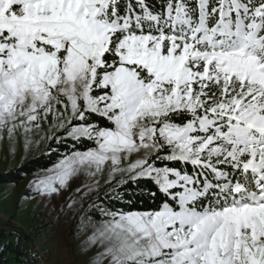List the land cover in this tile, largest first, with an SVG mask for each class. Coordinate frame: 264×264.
Segmentation results:
<instances>
[{"label": "snow or ice", "instance_id": "obj_1", "mask_svg": "<svg viewBox=\"0 0 264 264\" xmlns=\"http://www.w3.org/2000/svg\"><path fill=\"white\" fill-rule=\"evenodd\" d=\"M5 138L65 264H264V0H0Z\"/></svg>", "mask_w": 264, "mask_h": 264}, {"label": "rangeland", "instance_id": "obj_2", "mask_svg": "<svg viewBox=\"0 0 264 264\" xmlns=\"http://www.w3.org/2000/svg\"><path fill=\"white\" fill-rule=\"evenodd\" d=\"M47 131V127H45L44 132H36L33 137L44 136ZM48 145V140H40L38 145L33 144L30 151L21 150L13 156L10 153V145L7 139L0 141V175H5L11 169L17 168L39 156L46 150ZM27 183L28 179L18 183L0 185V228L7 230L9 228H20L27 237L24 244L28 246L29 250H34L35 255H32L38 264H52V262L57 261L59 264H65L77 254L79 241H73L70 234V226H74L75 220L68 221L67 224L65 223L66 218L63 216L57 220V214H50L48 207L43 204L36 207L35 212L31 210L33 205H28L27 210L21 212L18 205ZM53 233L57 234L60 240V246L55 250L46 239L47 236ZM33 240L35 241L34 244ZM2 244L3 240H0V248ZM65 249H67L69 255H65ZM74 264H79V261H75Z\"/></svg>", "mask_w": 264, "mask_h": 264}, {"label": "trees", "instance_id": "obj_3", "mask_svg": "<svg viewBox=\"0 0 264 264\" xmlns=\"http://www.w3.org/2000/svg\"><path fill=\"white\" fill-rule=\"evenodd\" d=\"M52 148H56L55 142H51ZM63 151V148H61ZM56 159V155H49L48 146L44 152L39 156L31 159L17 168L11 169L7 174L0 175V185L7 183H18L26 180L31 174L50 166ZM101 202L103 204L114 203L112 201V193H109V197L105 198L104 193L101 192ZM116 206L119 207V203H116ZM0 240H3L2 246L7 242L11 245L6 251L0 250V264H24L25 260H31L33 264H38L35 258L33 257L31 251L27 245H23V251H17L16 238L14 234L9 233L7 229L0 228ZM2 246L0 249H2Z\"/></svg>", "mask_w": 264, "mask_h": 264}]
</instances>
